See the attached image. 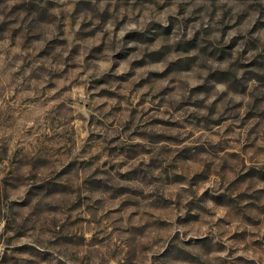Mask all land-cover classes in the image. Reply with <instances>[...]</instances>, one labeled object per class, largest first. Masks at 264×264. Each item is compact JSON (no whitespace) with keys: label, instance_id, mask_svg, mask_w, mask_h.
<instances>
[{"label":"rangeland","instance_id":"374dc122","mask_svg":"<svg viewBox=\"0 0 264 264\" xmlns=\"http://www.w3.org/2000/svg\"><path fill=\"white\" fill-rule=\"evenodd\" d=\"M172 3L0 0V41L20 48L0 52V214L7 215L6 232L15 233L17 245L10 264H63L61 256L75 264H147L150 252L153 264H256L237 255L241 251L256 253L264 264V25L253 37L242 19L264 9V0H180L178 16H169L165 27L159 13ZM145 10L150 20L142 24ZM129 24L137 30L119 39ZM233 29L237 35L225 40ZM170 52L187 59L174 61ZM108 53L114 67L91 78L93 105L99 104L92 138L72 158L68 145L76 136L53 138L48 128L70 130L75 105L55 102L76 92L71 85L85 79L76 75L82 67L93 68ZM247 60L244 79L257 81L251 92L236 79V66ZM120 63L130 71L118 76ZM162 63L169 65L165 72L151 70ZM197 69L205 83L189 91L184 71ZM221 82L250 102L236 104L217 93ZM185 91L182 106L169 101ZM129 133L151 146L127 143ZM161 140L166 147L158 146ZM104 154L109 158L101 163ZM205 184L212 187L201 194ZM28 233L52 237L44 253L20 243ZM224 251L228 257L219 255Z\"/></svg>","mask_w":264,"mask_h":264},{"label":"clouds","instance_id":"9594fccd","mask_svg":"<svg viewBox=\"0 0 264 264\" xmlns=\"http://www.w3.org/2000/svg\"><path fill=\"white\" fill-rule=\"evenodd\" d=\"M199 2L204 3L205 0H199ZM220 2H223V0H220ZM180 0H173V3L170 6H166L162 12L159 13L160 20L162 21L163 25L165 27L168 26V17L174 16L177 17L179 14V5ZM259 17H264V9H261L260 12L256 13L252 17H242V19H245L247 23L244 25V32L247 34L248 32H251L253 37L256 35V29L260 28L262 25H264V21H259ZM217 20L220 19L219 14L216 17ZM150 20L149 11L145 10L143 11V14L140 16V22L142 24L148 23ZM204 28L208 27L207 21L205 20L202 24ZM79 25H77V28ZM109 29L113 30V26L110 24ZM137 30L136 24H129L124 28H121L117 34L119 39H122L127 32ZM189 39L192 36L191 30L188 33ZM237 35L236 30H228V34L225 37V40H230L232 37ZM212 37L215 41H219L221 37L220 31H215L212 33ZM179 42V36L174 38L171 43L176 44ZM97 43H99V40H97ZM261 43H264V40L261 41ZM10 41L4 40L0 41V52H3V50L8 49L13 54L19 53L20 48L18 45H14L11 48H9ZM239 51H243L242 48H238ZM170 57L174 61H181L186 60L187 58L184 57L182 54H178L176 52H170ZM254 55V54H249ZM112 56V53L107 54V58L99 59L95 62V66L91 69H88L86 66L82 67L80 71L76 73L77 76L84 75L85 79L80 81H73L72 85L73 87H76V92L67 97L64 101H56L57 104H63V103H69L75 105L74 109V115L69 118V120L72 122L71 129L66 131L64 128L60 127V125H57L56 128H48V132L51 134V136L54 138L57 135L64 136L65 139H69L72 135L76 136V141L74 144H69L68 147L72 149V158H78L79 154L87 147L88 141L92 138L91 137V118L94 115L96 109L99 107V104L93 105L92 97L95 95L94 92L90 90V84H91V78L99 79V77L104 76L105 74L109 73V70L114 67L116 64L115 61H113L110 57ZM81 61H84V56L81 55L80 57ZM3 55H0V67H3ZM251 61H243L240 64L236 66V79L241 82L242 85L246 84L247 91L251 92L252 88L257 86V81L252 78H248L245 81L246 73L249 71ZM69 67H75L73 65H70ZM169 67L167 64H160L157 67L151 69L152 71H158V72H165V70ZM221 65L219 63L216 64V68H220ZM224 69L228 68L227 64H224ZM202 69L197 70H185L183 75L184 84L189 91H194L198 88V86L203 85L205 83L204 79L200 75V71ZM64 71H67V68H64ZM130 67L127 64L120 63V67L117 71V75H123L125 72H129ZM208 72L204 71V76H207ZM167 84V82H165ZM106 87L105 84H100L99 88L103 90ZM70 89H65V91H69ZM244 89L241 88L240 91H243ZM110 91H114V89H111ZM144 91H148L147 89H144ZM215 91L217 93H224L227 94L230 99H232L236 104H240L241 102L247 104L250 102L251 97L249 95H241L238 91L229 90V84L226 82H221L215 84ZM189 98L188 92H175L172 95L168 97L169 101H171L173 104L177 106H182V102H185ZM99 99V98H98ZM200 99L203 100L204 96L201 95ZM217 97L213 96L208 99V104H211L213 100H216ZM101 103L107 104V101H101ZM116 102L113 101V104ZM108 111H111V109H108ZM193 113H198L201 117H206L209 115V111L207 108H199V107H193L191 109ZM130 113H128L127 109L125 110V120L130 119ZM170 118V117H169ZM35 124V121L28 124V127H33ZM77 129L79 131H77ZM114 132H118L120 135H123V129L122 128H116L113 129ZM4 135L3 132H0V137ZM105 135H107V131H105ZM130 139H126V142L135 145V146H151L150 141L148 139L143 138L141 135H132L129 133ZM110 143V141H107ZM166 140H161L158 143L159 147H166L167 146ZM109 157L108 155H103V160L101 163H103L104 160H107ZM119 163V161H117ZM127 171V169H125ZM31 171V169H29ZM3 179V176H0V180ZM220 178L217 177L216 181H219ZM212 187V184H205L204 187L200 188V193L203 194L204 190L206 188ZM25 189L21 190V195H23ZM11 199L15 200L17 197L13 196ZM8 223V217L5 214H0V264H10L11 256L14 254V249L16 248V244L12 242V238L15 237V233L12 232H6V224ZM91 233H89L88 238L91 239ZM175 235V229H173L172 232L169 233V236ZM51 236L43 237L39 233L33 234L28 233L27 236L23 237L20 241V243L23 244H31L33 248L37 249L38 252L44 253L47 247L48 241L51 239ZM190 238V237H189ZM181 241H184L183 234L180 237ZM187 246V245H185ZM168 245L164 244L163 248L167 249ZM153 253L148 254V262L147 264H153L152 262V256ZM222 257H228V252L224 251L219 253ZM237 255L240 256H247L249 260H253L256 262V264H260L261 256H258L254 252H239ZM31 260L32 257H29ZM60 261L63 262V264H75V262L71 259H67L63 256L58 258ZM37 264H47V261L43 262H37ZM52 264H56V261H53ZM156 264H159V260L156 261Z\"/></svg>","mask_w":264,"mask_h":264}]
</instances>
